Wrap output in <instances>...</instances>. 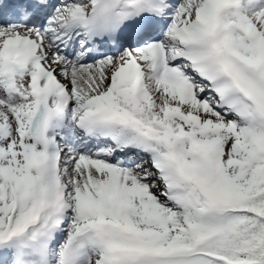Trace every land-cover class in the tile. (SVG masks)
<instances>
[{"label": "snow or ice", "instance_id": "snow-or-ice-1", "mask_svg": "<svg viewBox=\"0 0 264 264\" xmlns=\"http://www.w3.org/2000/svg\"><path fill=\"white\" fill-rule=\"evenodd\" d=\"M0 264H264V0H0Z\"/></svg>", "mask_w": 264, "mask_h": 264}]
</instances>
